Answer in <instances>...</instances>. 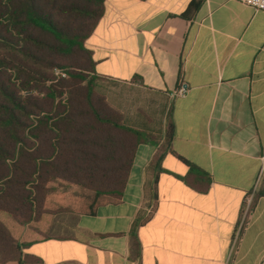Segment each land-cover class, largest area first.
<instances>
[{"label":"crops","instance_id":"0c3cea01","mask_svg":"<svg viewBox=\"0 0 264 264\" xmlns=\"http://www.w3.org/2000/svg\"><path fill=\"white\" fill-rule=\"evenodd\" d=\"M137 145L122 198L14 231L33 264H223L264 154V12L236 0H105L85 40ZM180 88L185 92L178 95ZM207 172L205 192L184 183ZM229 264H264V174Z\"/></svg>","mask_w":264,"mask_h":264},{"label":"trees","instance_id":"16d2710c","mask_svg":"<svg viewBox=\"0 0 264 264\" xmlns=\"http://www.w3.org/2000/svg\"><path fill=\"white\" fill-rule=\"evenodd\" d=\"M104 2L0 0V264L37 261L17 226L120 203L136 147L151 139L94 89L85 40ZM177 158L184 183L207 191L211 176Z\"/></svg>","mask_w":264,"mask_h":264},{"label":"built area","instance_id":"2783aa9c","mask_svg":"<svg viewBox=\"0 0 264 264\" xmlns=\"http://www.w3.org/2000/svg\"><path fill=\"white\" fill-rule=\"evenodd\" d=\"M237 2L251 7L255 11H263L264 12V0H236ZM185 89L180 88L177 92L178 95L184 94ZM261 170L259 173V176L255 182V185L251 192L245 196V199L243 201V205L241 207L239 218L236 222V225L233 230V234L229 243V248L227 252V256L225 258V261L223 264H229L232 256L237 248L238 242L240 240L241 234L244 230L245 225L247 224V221L249 219L250 213H251V207H252V201L253 198L258 191L259 184L262 180L263 174H264V154L261 157Z\"/></svg>","mask_w":264,"mask_h":264},{"label":"rangeland","instance_id":"374dc122","mask_svg":"<svg viewBox=\"0 0 264 264\" xmlns=\"http://www.w3.org/2000/svg\"><path fill=\"white\" fill-rule=\"evenodd\" d=\"M7 220H8V218H7ZM10 220V219H9ZM11 264H15V263H11Z\"/></svg>","mask_w":264,"mask_h":264}]
</instances>
